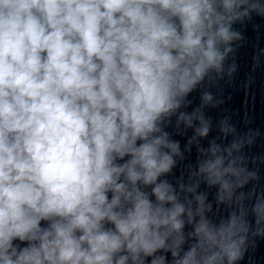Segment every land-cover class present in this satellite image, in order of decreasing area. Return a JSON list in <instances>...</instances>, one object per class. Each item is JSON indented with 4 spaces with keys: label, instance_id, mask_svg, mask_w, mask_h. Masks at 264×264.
I'll use <instances>...</instances> for the list:
<instances>
[{
    "label": "clouds",
    "instance_id": "1",
    "mask_svg": "<svg viewBox=\"0 0 264 264\" xmlns=\"http://www.w3.org/2000/svg\"><path fill=\"white\" fill-rule=\"evenodd\" d=\"M254 16L264 0H0V264L242 261L261 133L224 116L210 137L207 110Z\"/></svg>",
    "mask_w": 264,
    "mask_h": 264
}]
</instances>
